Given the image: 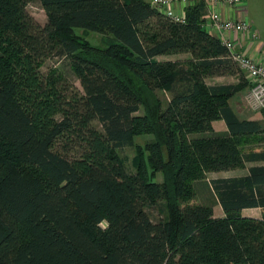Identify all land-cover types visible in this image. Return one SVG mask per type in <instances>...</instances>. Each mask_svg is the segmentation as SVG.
Returning <instances> with one entry per match:
<instances>
[{"label":"trees","instance_id":"obj_1","mask_svg":"<svg viewBox=\"0 0 264 264\" xmlns=\"http://www.w3.org/2000/svg\"><path fill=\"white\" fill-rule=\"evenodd\" d=\"M207 14L206 0L189 3L184 21L151 0H0V264H264V165L206 181L264 161V122L230 104L249 86L245 73ZM51 54L82 86L70 89L61 66L40 79L38 93L50 91L42 104L59 119L29 85ZM174 55L186 56L162 58ZM220 119L227 132L215 130ZM145 134L153 138L137 143ZM63 137L84 148L82 159L56 149ZM126 147L136 150L134 170ZM200 183L223 217L214 202L182 206Z\"/></svg>","mask_w":264,"mask_h":264},{"label":"rangeland","instance_id":"obj_2","mask_svg":"<svg viewBox=\"0 0 264 264\" xmlns=\"http://www.w3.org/2000/svg\"><path fill=\"white\" fill-rule=\"evenodd\" d=\"M29 11L32 13V15L42 24H45L47 22V15L43 8L41 7L39 2L33 1L29 4L28 6ZM248 9L250 12V16L260 17L261 19H264V3H260L258 0H248ZM260 19V20H261ZM264 25V23H262ZM79 33H82V31H79ZM86 38L90 40V42L99 47H104L106 46V43L104 42V35L95 32V31H89L84 33ZM186 55H174V56H163L162 58H172L176 59L177 57L184 58ZM64 58L59 57L58 55L51 54L49 55L43 66L40 68L41 74L39 77H37L36 82L29 84L31 88L34 90V92L39 91V85L42 80H45L47 77L49 71L51 68H55L57 66H61L64 68V73H65V78H66V83L70 89H80L82 90V86L80 84V81L77 79V77L70 71L68 68V64ZM219 76H216L214 78H210L207 80L208 83H219L218 81H230L233 82V78H230L229 76H225L224 78H218ZM245 77V82L250 85V82L247 78V76L244 74ZM239 80V75L237 76ZM218 79V81H217ZM221 79V80H219ZM37 85V86H36ZM246 88L244 91L241 92L238 96L240 98L235 97L234 99L231 100L232 105H236L237 99H241L244 101L246 104L249 105L247 97L250 91V87ZM40 94V93H38ZM159 95L161 96L162 99H164L165 103L170 99V94L168 92H159ZM50 98V91L41 93L39 98H37V101L39 105L41 104V108H43V111L47 113L48 115H53L55 119H59L62 117V113L60 111H57V109L51 105V104H46L43 103V100ZM53 109V110H52ZM153 138L152 135H140L136 137V142L145 144L147 141L151 140ZM66 145V146H65ZM56 149L61 150L63 153H65L68 157H71L73 159L80 160L82 159L83 151L84 148L82 146H76L75 143L72 144V142L69 140L67 137H63L58 141L56 144ZM122 156L124 157V160L126 162V165L130 170H134L135 167V156H136V150L133 147H126L122 150ZM159 180H162L161 174H159L158 177ZM207 179V178H206ZM212 180L211 178L206 180L210 181ZM189 192V191H188ZM195 192V191H194ZM193 190L191 189L190 193L186 196V198L182 201V206L186 205H194V204H199V203H204V202H214L216 206V210L218 213H220V208L218 203H217V198L215 194L212 192V190H209V188H206L201 185L198 186V193H194ZM152 216L155 220L160 219L162 215L159 213L157 209H152Z\"/></svg>","mask_w":264,"mask_h":264},{"label":"built area","instance_id":"obj_3","mask_svg":"<svg viewBox=\"0 0 264 264\" xmlns=\"http://www.w3.org/2000/svg\"><path fill=\"white\" fill-rule=\"evenodd\" d=\"M195 0H151L152 4L175 21H184L185 14L175 11V5L187 6ZM208 14L206 16L208 29L215 32L226 45L229 56L238 64L250 82V91L247 97L252 109H264V64L247 56L237 49V44L232 38L233 34H250L253 39H258V34L252 30V25L247 20H233L225 18L218 10L219 7L237 9L243 6L245 0H206Z\"/></svg>","mask_w":264,"mask_h":264},{"label":"crops","instance_id":"obj_4","mask_svg":"<svg viewBox=\"0 0 264 264\" xmlns=\"http://www.w3.org/2000/svg\"><path fill=\"white\" fill-rule=\"evenodd\" d=\"M260 3H264V0H258ZM240 8L237 9H229L226 7H219V11L222 13V15L225 18H230L233 20H247L252 25V30L258 34V39H253L251 35L249 34H233L232 38L235 40L237 44V49L241 51L242 53L246 54L247 56H250L259 62L264 64V19H261L260 17H252L250 16V12L248 9V0H245V2L242 4ZM175 11L178 13H184L185 14V6H182L180 4L175 5ZM264 16V15H263ZM261 19V20H260ZM207 28L208 25H207ZM215 33V32H213ZM216 34V33H215ZM225 76H219L218 78H224ZM230 78H235L233 82H238L237 76H229ZM221 80V79H219ZM218 81V79H217ZM219 83H231L230 81H218ZM241 94V93H240ZM239 95V94H238ZM238 95L235 97L240 98ZM233 97L232 99H234ZM231 99V100H232ZM230 100V104L237 113V115L241 119H253V120H259L264 122V109H252L248 104H246L241 99H237L236 105H232V102ZM213 126L216 131L219 132H227V124L224 120H215L213 122ZM257 151H264V142H262L260 145L256 147ZM254 165H264V161H256V162H248L245 167L228 170V171H218V172H209L207 174V179H216V178H229V177H239V176H245L249 174L250 167ZM211 181V180H210ZM204 183H200L199 185L203 186ZM204 187L207 188V185L204 184ZM220 208V213L216 210V206H214V212L215 216L217 217H223L225 215L221 205H217ZM244 216H251V217H257L260 218L263 215V209L261 208H247L242 211Z\"/></svg>","mask_w":264,"mask_h":264}]
</instances>
